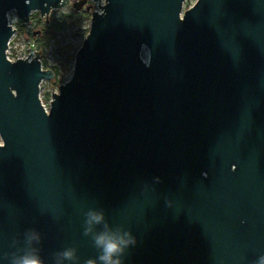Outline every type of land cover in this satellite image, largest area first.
Here are the masks:
<instances>
[{
    "label": "water",
    "instance_id": "water-1",
    "mask_svg": "<svg viewBox=\"0 0 264 264\" xmlns=\"http://www.w3.org/2000/svg\"><path fill=\"white\" fill-rule=\"evenodd\" d=\"M0 0V264H100L95 235L135 239L122 264H256L264 256V0ZM90 12L68 80L14 26ZM89 212L103 220L88 227ZM34 233L39 240L31 239ZM75 250V259L62 253Z\"/></svg>",
    "mask_w": 264,
    "mask_h": 264
},
{
    "label": "rangeland",
    "instance_id": "rangeland-1",
    "mask_svg": "<svg viewBox=\"0 0 264 264\" xmlns=\"http://www.w3.org/2000/svg\"><path fill=\"white\" fill-rule=\"evenodd\" d=\"M194 1L195 0H185L183 4V9L188 8ZM100 3H103V0H101ZM88 4L92 5L91 10H95L96 7L98 8V2H93L89 0ZM70 9H71V4L65 7H62L60 9L52 10L49 14L48 21L52 17V15H54L55 17H60L64 13L69 12ZM34 12L39 13L38 11H33L30 14ZM10 15H11V18L13 19L16 14L15 12H13ZM39 17L42 20H45L44 17H41L40 15ZM16 22H15V25H16ZM86 26H89V20H85L84 27ZM29 29H30L29 24H26V27H23L20 33L17 31L15 37L12 40L13 41L12 51L14 52V54H22L28 51L30 47V43H34L36 49L39 50V48H37L36 46V41L28 37L27 35ZM35 29L39 31V27H36ZM75 30H77L76 27L72 28L71 30H68L65 39L57 38V39L51 40L49 44L45 46L42 50L43 53L41 54V56H43V58L47 61V63L49 65H54L59 68V76H58L59 81L52 79V80H43L40 83L39 88H40L41 98H42L43 105L46 109L49 107V100L51 98V94L54 92V88L58 90L59 85L64 83L70 77L69 76V66L65 62L66 59H65V53L63 51L64 50L63 47H65V45L67 44H71L73 47L79 46L80 37L73 33Z\"/></svg>",
    "mask_w": 264,
    "mask_h": 264
},
{
    "label": "trees",
    "instance_id": "trees-1",
    "mask_svg": "<svg viewBox=\"0 0 264 264\" xmlns=\"http://www.w3.org/2000/svg\"><path fill=\"white\" fill-rule=\"evenodd\" d=\"M38 14L39 13L34 12L29 15L28 24L30 26V29L28 30L27 35L28 37L36 41V46L37 48H39V52H41V54L43 53V48L47 46L51 40L57 38L65 39L68 30H71L74 27H76L77 30H75L73 33L80 37L79 46L88 32L89 26L84 27V22L85 20H89L90 12L86 11L85 9L75 11L71 8L69 12L64 13L60 17H55L54 15H52L48 22L42 20ZM15 27L16 30L20 33L23 27H26V24L17 19ZM36 27H39V31L35 29ZM79 46L73 47L71 44H67L65 45V47H63L66 59L65 62L69 66V76L72 72L74 55ZM41 57L42 67L44 69H51L54 72L53 79L58 80L59 68L54 65H49L43 58V56Z\"/></svg>",
    "mask_w": 264,
    "mask_h": 264
},
{
    "label": "clouds",
    "instance_id": "clouds-1",
    "mask_svg": "<svg viewBox=\"0 0 264 264\" xmlns=\"http://www.w3.org/2000/svg\"><path fill=\"white\" fill-rule=\"evenodd\" d=\"M85 229V235L91 232V226L96 223L99 224L103 220L102 213L89 212ZM39 240L38 234L34 233L30 236V240ZM95 246L100 249L98 254V261L100 264H122L121 256L129 245L135 244V239L128 233L113 234L109 231L101 232L94 237ZM62 256L67 260L75 259V250L67 249L62 253ZM12 264H42L39 255L35 251L26 252L25 254L15 257ZM88 264H93L89 261ZM256 264H264V256H261Z\"/></svg>",
    "mask_w": 264,
    "mask_h": 264
},
{
    "label": "built area",
    "instance_id": "built-area-1",
    "mask_svg": "<svg viewBox=\"0 0 264 264\" xmlns=\"http://www.w3.org/2000/svg\"><path fill=\"white\" fill-rule=\"evenodd\" d=\"M11 13H13V11H10L7 13V16L9 17L10 21L12 22L13 26H14V33L13 35L11 36V38L9 39L8 41V48H7V55H8V59H32L36 52H37V49L34 45V43H30V47H29V50L22 53V54H14V52L12 51V46H13V38L15 37L16 33H17V30H16V27H15V22L17 21V16L15 15L14 18L12 19L11 18ZM46 109V108H45Z\"/></svg>",
    "mask_w": 264,
    "mask_h": 264
}]
</instances>
